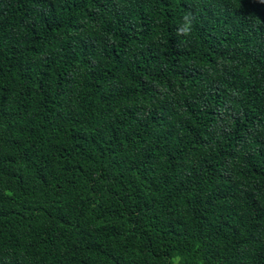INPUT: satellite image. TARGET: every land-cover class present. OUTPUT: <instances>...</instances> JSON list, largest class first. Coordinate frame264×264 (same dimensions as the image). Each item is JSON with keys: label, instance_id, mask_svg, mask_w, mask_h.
<instances>
[{"label": "trees", "instance_id": "1", "mask_svg": "<svg viewBox=\"0 0 264 264\" xmlns=\"http://www.w3.org/2000/svg\"><path fill=\"white\" fill-rule=\"evenodd\" d=\"M0 264H264V0H0Z\"/></svg>", "mask_w": 264, "mask_h": 264}, {"label": "clouds", "instance_id": "2", "mask_svg": "<svg viewBox=\"0 0 264 264\" xmlns=\"http://www.w3.org/2000/svg\"><path fill=\"white\" fill-rule=\"evenodd\" d=\"M182 20L183 22L178 28L177 34L183 36H190L194 27L193 25L194 17L192 13L191 12L185 13L184 16L182 17Z\"/></svg>", "mask_w": 264, "mask_h": 264}]
</instances>
